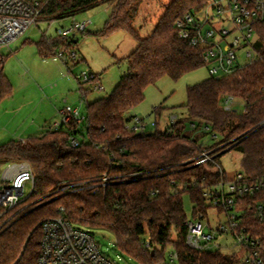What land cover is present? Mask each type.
Returning <instances> with one entry per match:
<instances>
[{
    "label": "trees",
    "instance_id": "1",
    "mask_svg": "<svg viewBox=\"0 0 264 264\" xmlns=\"http://www.w3.org/2000/svg\"><path fill=\"white\" fill-rule=\"evenodd\" d=\"M210 0H172L153 30L143 36L133 25L143 0H41V18L49 21L74 17L100 4H113L101 36L123 31L138 43L117 63L127 65L126 75L106 98L87 103V119L70 121L43 136L26 142L13 140L0 145L2 168L26 162L36 181L34 192L0 218V264H38L41 222L65 207L67 218L90 229L111 231L118 250L138 264H169L165 251L174 249V264H243L245 249L233 254L222 250L196 251L186 244L188 216L183 197L195 208L208 212L205 190L218 184L214 164L204 161V150L213 154L237 151L241 166L254 181L264 177V23L255 27L254 49L258 59L249 67L222 79L209 76L187 89L190 126L178 121L165 132L135 133L127 125L129 113L145 100L146 89L168 77L179 81L206 67L203 52L178 37L176 22L203 9ZM87 31L82 32L86 35ZM80 37L42 35L35 43L41 58L63 56L69 65ZM0 64V99L13 93ZM209 75V74H208ZM227 96L242 100L246 113L226 112ZM194 126V127H193ZM209 127L216 134L212 145L200 144L188 134ZM79 146L71 145V138ZM217 145L221 148L215 149ZM224 152V153H223ZM104 176L107 186L93 193ZM78 185L63 195L61 189ZM242 223L253 236H264V223L256 203L264 202V188L246 197Z\"/></svg>",
    "mask_w": 264,
    "mask_h": 264
},
{
    "label": "built area",
    "instance_id": "2",
    "mask_svg": "<svg viewBox=\"0 0 264 264\" xmlns=\"http://www.w3.org/2000/svg\"><path fill=\"white\" fill-rule=\"evenodd\" d=\"M41 11V0H0V50L10 48L29 27L37 25ZM260 23H264V0H210L200 11L189 13L178 20L176 29L180 39L202 50L209 76L222 79L257 61L258 54L254 49L255 27ZM89 24L91 20L77 23L59 30L58 35L75 37L86 31ZM241 49L243 53L240 54ZM71 57L75 60L76 53L73 52ZM59 58L63 61L61 54ZM94 77L91 73L83 72L79 84L91 83ZM92 89L103 90V86L94 85ZM81 91V97L85 100L86 91ZM237 100L240 99L227 96L223 100L222 109L245 114V103L237 104ZM62 115V121L55 124L54 129L72 120L82 124L87 119L78 108L72 106H66ZM177 122V116L170 117L171 126ZM158 123L159 118L156 117L153 123L155 128ZM126 128L141 134L147 133L148 125L144 119L135 115ZM205 130L211 132L209 127ZM212 137L215 139L217 135L213 133ZM70 142L74 148L80 143L75 136ZM212 152L204 150L201 157L214 164L220 180L217 185L205 190L208 212L204 213L196 207L186 221V244L196 251L222 250L227 254L245 249L243 264H264V236L251 235L241 219L247 211L244 198L254 197L264 188V177L254 181L242 166L227 171L217 162L219 154ZM5 168L0 180V218L22 202L26 183L32 185L34 192L36 181L28 164L10 163ZM6 182L9 184L6 185ZM108 182L109 177L104 176L98 187L93 186V193L107 186ZM78 187L67 185L61 192L65 195ZM211 209L217 214L214 223L209 219ZM256 210L260 222L264 223V202L256 203ZM66 215V208L60 207L56 216L41 222L42 240L38 264H119L101 250L92 229L73 223ZM220 215L225 216L224 222L219 220ZM177 259V253H172L169 264H174Z\"/></svg>",
    "mask_w": 264,
    "mask_h": 264
},
{
    "label": "rangeland",
    "instance_id": "3",
    "mask_svg": "<svg viewBox=\"0 0 264 264\" xmlns=\"http://www.w3.org/2000/svg\"><path fill=\"white\" fill-rule=\"evenodd\" d=\"M171 2L172 0H143L133 25L143 36H147ZM113 6L110 3L100 4L69 18L51 21L41 18L37 25L29 27L25 34L11 44L10 48L0 50V64L3 56L5 58L3 72L13 87L11 96L0 99V145L13 139L19 140L21 135H24V138L33 135L30 131L27 134L23 133L35 119L40 121L42 116H46L45 120L49 119L44 124L45 133L53 130L55 122L58 121L54 117H57V112L66 106L78 108L80 113L87 117V103L108 97L120 84L126 75L127 65L119 64L117 60L131 54L138 43L123 31L108 36L99 35L109 20ZM89 20L91 24L87 27L86 35L78 33L80 39L76 46L77 59L69 61V65L63 64L58 57L40 58L35 43H30L40 40L44 34L57 37L59 30ZM241 53L243 49L240 50ZM55 62L62 64L63 70ZM83 72L91 73L95 79L88 84H79ZM208 77L206 67L185 75L179 81L164 77L146 89L145 100L132 110L129 116L136 115L144 119L148 125L147 133L165 132L168 127H171L170 115H177L179 121L190 126L191 119L187 108L184 107L187 103V89L202 83ZM100 84L103 90L92 89L94 85ZM81 89L87 90L88 98L85 100L81 97ZM237 101V104L243 103L241 100ZM156 114L159 116V124L155 128L153 123H155ZM187 132L195 135L200 144L209 146L216 142L210 131L193 132L188 128ZM41 133L35 132L33 137ZM219 147L221 148V145H217L215 149ZM227 151L228 153L217 157V162L227 171L240 168L241 154L237 151ZM5 169V167L2 168L1 178ZM31 193L32 185L26 183L21 200L27 199ZM183 202L185 213L189 218L195 206L188 195L183 197ZM216 215L215 210L209 211V219L212 223L215 222ZM219 220L224 222L225 216L220 215ZM92 230L101 250L111 259L119 264H138L118 250L116 238L111 231ZM174 252V249L168 247L165 255L170 259V255ZM223 253L227 254L224 251Z\"/></svg>",
    "mask_w": 264,
    "mask_h": 264
},
{
    "label": "crops",
    "instance_id": "4",
    "mask_svg": "<svg viewBox=\"0 0 264 264\" xmlns=\"http://www.w3.org/2000/svg\"><path fill=\"white\" fill-rule=\"evenodd\" d=\"M39 55V54H38ZM40 57V56H39ZM41 58V57H40ZM59 58V57H58ZM60 59V58H59ZM61 60V59H60ZM54 61H57V60H54ZM61 62L63 63V64H65L62 60H61ZM56 63V65H58L59 66V68L61 69V70H63V66H62V64H60V63H58V62H55ZM66 65V64H65ZM85 91H87V90H85ZM88 98V97H87ZM65 109V108H64ZM64 109H61V110H59L58 112H57V117H54V118H56L55 120H58V121H56L55 122V124H58V123H60L61 121H62V119H63V115H62V112H63V110ZM159 113V112H158ZM171 116H177V115H170V117ZM43 118H40V121L39 120H34V123L33 124H31L27 129H25V131H24V133L23 134H27V132H31V134H33V135H30L31 137H33L34 136V134H35V132H42L39 136H43L44 134H45V125L44 124H46V121H49V119H46L45 120V118H46V116L44 117V116H42ZM59 117L61 118V119H59ZM156 117H159L157 114H156ZM178 117V116H177ZM179 118V117H178ZM169 120H170V118H169ZM179 121V120H178ZM159 124V123H158ZM157 127H158V125H157ZM169 128V127H168ZM167 128V129H168ZM30 136L28 137V138H24V135H21V137H20V141H27L29 138H30ZM13 140H18V139H13ZM13 140H10V141H13ZM9 141V142H10ZM8 142V143H9ZM6 144V143H5ZM4 145V144H3ZM241 154V153H240ZM241 161H242V155H241Z\"/></svg>",
    "mask_w": 264,
    "mask_h": 264
},
{
    "label": "water",
    "instance_id": "5",
    "mask_svg": "<svg viewBox=\"0 0 264 264\" xmlns=\"http://www.w3.org/2000/svg\"><path fill=\"white\" fill-rule=\"evenodd\" d=\"M79 40L77 39L76 42H78Z\"/></svg>",
    "mask_w": 264,
    "mask_h": 264
}]
</instances>
